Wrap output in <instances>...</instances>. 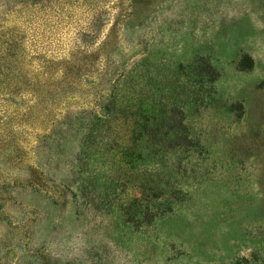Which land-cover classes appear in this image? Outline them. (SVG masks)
Returning <instances> with one entry per match:
<instances>
[{
    "label": "rangeland",
    "instance_id": "374dc122",
    "mask_svg": "<svg viewBox=\"0 0 264 264\" xmlns=\"http://www.w3.org/2000/svg\"><path fill=\"white\" fill-rule=\"evenodd\" d=\"M197 56L215 93L160 151L182 200L135 226L104 107ZM0 264H264V0H0Z\"/></svg>",
    "mask_w": 264,
    "mask_h": 264
},
{
    "label": "trees",
    "instance_id": "16d2710c",
    "mask_svg": "<svg viewBox=\"0 0 264 264\" xmlns=\"http://www.w3.org/2000/svg\"><path fill=\"white\" fill-rule=\"evenodd\" d=\"M92 10L95 12L94 7ZM249 62L251 67L250 57ZM218 76L219 71L209 60L197 56L168 68L157 96L137 92L129 98L114 99L112 95L115 113L120 114L118 118H110V107H104L107 123L113 124L115 131L106 137L113 141V146L109 145L110 156L104 151L101 156L114 164L124 178L134 177L115 205L128 223L135 226L149 223L182 200L181 188L172 189L173 177L166 171V153L160 151L190 142L184 107L203 105L205 99L215 93L214 83ZM172 82L177 91L169 85ZM103 144L108 145L107 142ZM108 170L110 172L111 167Z\"/></svg>",
    "mask_w": 264,
    "mask_h": 264
}]
</instances>
